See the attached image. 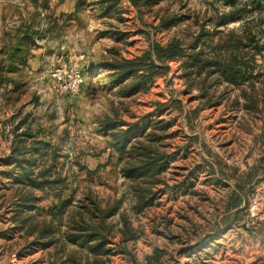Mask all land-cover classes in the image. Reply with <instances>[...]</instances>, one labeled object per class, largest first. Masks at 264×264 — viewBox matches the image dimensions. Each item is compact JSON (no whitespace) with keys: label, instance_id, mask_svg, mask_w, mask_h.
<instances>
[{"label":"rangeland","instance_id":"374dc122","mask_svg":"<svg viewBox=\"0 0 264 264\" xmlns=\"http://www.w3.org/2000/svg\"><path fill=\"white\" fill-rule=\"evenodd\" d=\"M228 11L212 0H141L139 9L129 0H0V264H264L262 78L253 106L248 87L185 69V59L156 62L160 74L133 95L136 75L117 83L115 69L173 38L188 54L198 39L204 58L225 56L244 35L242 23L214 28ZM247 23L261 38L264 15ZM254 61L263 73L264 58ZM73 68L82 88L60 95L53 74ZM142 121V137L114 145L123 123ZM138 142L171 159L149 181L122 174ZM23 159L41 189L15 181ZM149 183L156 194L137 208ZM93 203L116 208L106 252L71 240L83 219L98 224Z\"/></svg>","mask_w":264,"mask_h":264},{"label":"trees","instance_id":"16d2710c","mask_svg":"<svg viewBox=\"0 0 264 264\" xmlns=\"http://www.w3.org/2000/svg\"><path fill=\"white\" fill-rule=\"evenodd\" d=\"M219 3H222L223 6L229 8L227 13L222 14L217 22L214 25L215 29L226 27L229 24L242 23V32L243 36L235 37L237 38L233 42L227 44L225 48V56L219 57L218 53L211 58H204L203 51L196 52L198 46V39L191 44V49L193 50L190 54L187 53L188 48H185L183 42L178 38H173L167 45L163 46L161 44H154L151 47L150 52L143 54L140 57H137L133 60H123L115 66V69L118 71L119 79L117 83H124L134 75H136L138 84L131 88L128 91V95H133L140 92L143 89L145 83L152 81L155 76L159 75L157 73L161 67L156 65V62L165 65L172 61L185 59L184 67L193 69L197 67L203 69V71L209 70L210 75H216L218 78H221L227 84L242 88L243 86L248 87L251 93L248 96V99L251 98L253 101L251 105L256 106V99L258 96L254 90L255 81L261 77L260 81L261 95L264 96V72H256V69L259 68V65L254 63L256 56H263L264 52V42L260 43V39L264 40V30L261 31V38L257 37V34L252 31L249 27L247 20L249 16L257 13L260 17L264 15V0H252V5L249 4L240 5V0H212ZM129 2L139 9V4L141 0H129ZM165 26V24L163 25ZM168 26V25H167ZM215 33L219 31H214ZM232 32V36H234ZM251 48L249 52L250 56L253 58L251 65H247L244 62V59L247 55L245 50ZM264 71V66L261 69ZM248 84V86H246ZM256 94V95H255ZM249 106V105H248ZM160 113V110H157ZM149 121H142L139 123L126 124L123 123L127 129H122L114 135L116 138V143L114 144L120 150L126 149L134 138L142 137L149 126ZM152 123V122H150ZM162 123V121L160 122ZM106 128H116V125H105ZM163 132H166L167 127H163ZM148 137L157 138L159 137L150 133ZM19 149H16L18 152ZM129 155L131 156L129 163L122 169L123 176L129 181H149V179L155 178L164 172L169 164L171 159L168 158L166 152H161L160 150H153V147L142 142L138 144L130 151ZM15 157V156H13ZM17 160L16 163L21 162L22 159L15 157ZM11 162V161H9ZM18 166V175L15 177V181L18 184H28L36 189L42 188V183H39L37 179L33 178V172L29 170L31 164L30 161H25ZM150 186L146 189L142 188L137 195V208L143 209L149 206L151 203L155 191L153 190L154 186L152 183H149ZM238 202L235 204V208L241 206V199H237ZM94 209L90 212L95 214L99 213L101 215L100 220L97 225L88 218L86 221L83 219L82 223H78L77 230L79 234L71 237L72 242L79 244L82 247H87L90 251L98 253L100 251L106 252L104 248L107 246V239L105 234V219L108 214H113L116 208L113 209H101L99 205L93 203ZM56 212L55 210H53ZM113 211V212H112ZM58 213H61L59 210ZM93 224L90 225L89 223ZM89 232V233H86ZM49 245V244H47ZM151 260V259H149ZM151 264V263H149Z\"/></svg>","mask_w":264,"mask_h":264},{"label":"built area","instance_id":"2783aa9c","mask_svg":"<svg viewBox=\"0 0 264 264\" xmlns=\"http://www.w3.org/2000/svg\"><path fill=\"white\" fill-rule=\"evenodd\" d=\"M60 95H76L84 83V76L79 68L57 70L53 74Z\"/></svg>","mask_w":264,"mask_h":264}]
</instances>
